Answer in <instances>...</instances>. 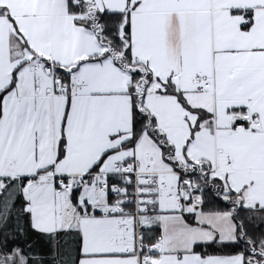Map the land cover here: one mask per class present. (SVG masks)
Returning <instances> with one entry per match:
<instances>
[{"label": "snow or ice", "instance_id": "6c2138e0", "mask_svg": "<svg viewBox=\"0 0 264 264\" xmlns=\"http://www.w3.org/2000/svg\"><path fill=\"white\" fill-rule=\"evenodd\" d=\"M0 264H264V0H0Z\"/></svg>", "mask_w": 264, "mask_h": 264}]
</instances>
